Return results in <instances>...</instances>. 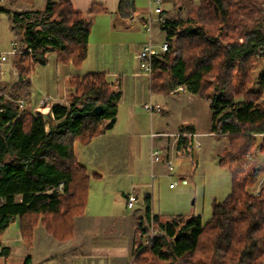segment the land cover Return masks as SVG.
Instances as JSON below:
<instances>
[{
  "label": "trees",
  "instance_id": "16d2710c",
  "mask_svg": "<svg viewBox=\"0 0 264 264\" xmlns=\"http://www.w3.org/2000/svg\"><path fill=\"white\" fill-rule=\"evenodd\" d=\"M127 2L120 0L119 8ZM107 11L99 2L77 10L71 0L11 11L22 44L13 55L18 79L9 95L0 84V237L15 217L29 242L40 223L60 241L74 235V219L84 213L91 178L97 175L78 160L74 144H89L113 125L118 95L106 72L94 71L68 78V103H52L53 116L20 111L8 96L18 98L20 89L29 87L36 65L46 64L51 52L58 62L80 67L94 16ZM33 12L47 17L30 21L26 17ZM161 25L168 49L153 58L151 90L169 95L184 84L209 103L212 133L228 138L219 164L230 170L232 189L223 202L213 203L206 223L177 216L173 224L152 212L148 195L130 264H264V188L256 195L248 191L264 173V161L257 156L244 167L257 145L264 148V0L192 1ZM99 104L103 110L96 114ZM185 129L176 142L182 156L194 145L184 134L193 130Z\"/></svg>",
  "mask_w": 264,
  "mask_h": 264
},
{
  "label": "crops",
  "instance_id": "0c3cea01",
  "mask_svg": "<svg viewBox=\"0 0 264 264\" xmlns=\"http://www.w3.org/2000/svg\"><path fill=\"white\" fill-rule=\"evenodd\" d=\"M49 1L57 0H0V15H7L15 31H18L13 23L11 11L42 9ZM119 1L71 0L74 8L81 11H85L93 2L107 5V12L94 16H114L112 25L108 23L107 29L104 30V34L107 32L106 37L99 41L92 40L97 28L92 29L88 55L80 67L60 64L56 73H51L49 68L44 72L37 71V83L32 81L31 74L29 87L22 88L25 96L19 97L26 98L27 109L33 112L34 108L40 105L41 97L46 94L54 98L53 103L67 104V80L71 75L82 76L101 70L106 72L119 99L115 121L89 144L76 141L74 150L78 160L87 167L89 173L97 174L91 178L90 193L93 184L100 192L114 191L116 198L122 199L125 211L121 215L115 213L119 212L113 209L117 199L92 197L89 208L74 219L73 237L64 241L56 239L40 223L35 227L33 239L29 242L22 237L19 218L15 217L0 237V264H78L79 260L80 264H130L135 253L137 219L145 215L146 197L150 195L151 204L153 201V194L145 190L150 186L146 179L153 181L154 178L164 175L167 169L165 160L179 155L176 142L182 128L192 129L196 136L201 132L214 135L211 131L212 109L204 98L187 89H173L169 95L152 92L150 76L142 71L136 56L140 45L147 40L145 22L149 0H128L124 10L119 8ZM192 1L198 0H161L162 7L169 17ZM135 15L139 17L144 31L139 25L131 26L128 22L125 23L126 21H123L122 25L116 23L117 17L130 16L132 20ZM129 28H134L133 33L137 36L133 41L122 39V34H127ZM152 30L153 39L161 43L166 41L160 23L153 24ZM17 37L21 43L12 45L11 50L22 44L19 33ZM131 42L136 44V47L130 50ZM11 55V65L17 73L13 66V54ZM49 57L50 53L46 56L47 61ZM36 70L35 68L34 71ZM44 76L48 78L45 91ZM9 79L1 78L0 84L5 85ZM10 91H5V94L9 95ZM146 103L153 104L154 110L145 109L143 105ZM175 103L178 109L175 108ZM49 109L45 107L44 114L48 113ZM173 109L179 115L178 118L176 114L173 116ZM202 127L205 128L200 129ZM153 146L165 151L159 162H153L151 159ZM105 179H109L111 183H105ZM131 191L136 192L137 203L141 201V206L132 213H126L134 208L127 204V194ZM101 208L108 210L102 211Z\"/></svg>",
  "mask_w": 264,
  "mask_h": 264
},
{
  "label": "rangeland",
  "instance_id": "374dc122",
  "mask_svg": "<svg viewBox=\"0 0 264 264\" xmlns=\"http://www.w3.org/2000/svg\"><path fill=\"white\" fill-rule=\"evenodd\" d=\"M110 1L112 2V0ZM155 7L156 5L150 6L148 3V7L146 8V15L148 16V13L150 11L152 13V16L156 18L157 12L155 11ZM168 8L171 9V7ZM98 14H102V13H98ZM46 17L47 14L45 12H37V14L35 15V20H44L46 19ZM113 20H114V16L111 14L103 15L102 17L96 16V18H94V20L92 21L93 23L91 26V30L97 28V30L94 32V35L92 36V40L99 41L100 39H104L107 34V32H105L104 34V30L107 29L108 23L112 25ZM115 20L116 23H118V25H122L123 21H126L125 23L128 22V25L131 26L139 25L141 30L144 31L141 26L140 19L137 15H135V18H133L132 20L130 16L125 18L117 17ZM156 22L157 21H155L154 24ZM133 32H134V28L132 29L129 28L127 34H122V39H125L127 41L135 40L137 36ZM17 36H18V31H15L7 15L1 14L0 15V49L1 50L0 51H2V49L11 50L12 49L11 47H13L12 45H14L15 43L17 44L18 42L21 43L20 39ZM146 37L148 40L147 31H146ZM153 38H154V33H153ZM153 41L157 44L161 43V41H157L156 39H153ZM142 44L138 48V51L140 50ZM134 47H136V44L131 42V44H129V49L131 50ZM90 53H92V50ZM11 56L12 55L9 54L6 63V73L2 78V79L10 78L9 81L7 82L5 81L6 91H10L11 85L14 83V81L18 79L17 77L18 74L14 72V69L12 68L11 65V59H12ZM60 64H65V63L58 62L56 53L51 52L50 57L46 64H42L43 65L42 67H37V66L35 67L37 70L32 73V81L37 83V77H36L37 71L43 70L44 72V70L49 68V70H51V73H56L57 68ZM66 64L70 66H74L71 63H66ZM262 64L263 63L261 62L257 66L255 72L256 74L261 71ZM47 79L48 78L44 76L43 83L46 81L43 85L44 91L46 88L45 85L47 83ZM22 91L23 89H20L19 91L20 96H25L24 91L23 92ZM175 108L178 109L176 103H175ZM175 112L176 111H174L173 109L172 112L173 116L176 114ZM176 115L178 118L179 115L178 114ZM104 124L105 123H103V126ZM204 128L205 127H202L200 129H204ZM189 133L186 134L189 135ZM196 138L197 141L200 142V145L198 146L197 143L194 142L193 150L191 154L187 156H182L180 154L175 156L172 159L173 161L172 169H170L167 166L166 167L167 169L165 170L166 173L164 175H160L154 178L153 181L150 178L146 179V181L150 183L149 184L150 186L145 188V190L150 191V193L153 194V201L151 206L153 212L159 214L162 218L166 219L167 221L169 220V222H172L173 224L176 223L177 216L178 217L183 216L186 218L196 216V217H200L203 223H206L208 220H210L212 216L213 203L223 202L232 189V175L230 170L228 168L220 166L219 164V153L228 145V138L226 136L222 138H217L214 135H209L204 132L199 133V135L196 136ZM256 147H259V145H257ZM256 147L252 151V153L254 154V158L258 156L260 159L264 161V148L260 150V148H256ZM168 168L170 170H168ZM161 171H163V169ZM263 175L264 173L260 174L257 182L248 188L249 193L253 194V192L258 186L264 187ZM182 176H185L187 183L181 182ZM175 181L176 184H174V186H171L170 184L174 183ZM104 182L107 184L111 183L109 182V179H105ZM90 188H91V181L89 186V195H88L86 210L89 208V205L93 200L92 197H96L97 199H104V198L108 200L117 199L115 201V206L113 207V209L119 212H115V213L121 215L125 211V206L122 199L120 197L116 198L114 191L108 190L107 192L104 191L100 192L97 190V188L94 187L93 184L92 191L90 193ZM140 206H141V201L139 203H136L134 208L130 211H127L126 213H132L135 210H138ZM101 209L102 211L108 210V208H101ZM145 225H147V222H145ZM142 242L146 244L145 236L142 238ZM78 264H80V260Z\"/></svg>",
  "mask_w": 264,
  "mask_h": 264
},
{
  "label": "built area",
  "instance_id": "2783aa9c",
  "mask_svg": "<svg viewBox=\"0 0 264 264\" xmlns=\"http://www.w3.org/2000/svg\"><path fill=\"white\" fill-rule=\"evenodd\" d=\"M149 5L150 6L156 5L155 11L157 12V17L154 18L152 16V13L149 11L148 16L146 18V22H145V27H146L145 29L148 33V40L142 44V46H141L140 50L137 52L136 56H137V59L139 61V66L142 69V71L144 73L148 74L149 76H151V72H152V68H153V58H154L155 54H157L158 52L166 51L168 49L167 41H163L160 44H157L153 41L152 27H153V24L155 21H157L160 24H165L167 22L169 16L164 11V9L162 7L161 0H149ZM36 14H37V12H33L30 16H28L26 18L30 21H35V15ZM26 51L31 52L32 51L31 47H28L26 49ZM18 52H20V51L17 48H14L13 50H10V51H0V79L3 78L5 73H6V63H7L9 54L14 55L15 53H18ZM175 90H186V86L184 84L178 85L177 87L174 88V91ZM8 97L10 98V100L14 101L18 105V108L20 111L27 110V100L25 97H18V98H13L10 96H8ZM52 103H53L52 97L50 95H44L40 99V105H38L37 107L34 108V112L45 113L44 108L49 107L50 109H49L48 113H51V115L53 116ZM144 108L147 110L153 111L154 105L151 103H146V104H144ZM0 110H1V108H0ZM104 123L107 124L108 120H105ZM189 135H192L194 137V140L196 141L197 145L199 146L200 142L199 141L197 142L196 134H194L192 132V133H189ZM260 150H262V149L260 148ZM164 152L165 151L162 148L153 146L151 149L152 161L153 162H159L160 160H162ZM252 158H254V154L250 153L247 157L246 162H245V166ZM165 161H166L167 166L170 169H172L173 168L172 167V164H173L172 159H166ZM181 182L187 183V180L185 178H182ZM174 184H176V181L174 183H171L170 185L174 186ZM263 188L264 187L258 186L255 189V191L253 192V194L254 195L259 194ZM137 201H138V196H137L135 191H131L127 194V204L129 207L135 206ZM149 227L151 228V238H152V235L154 234V231H155L154 224H153V214H152V218L149 222ZM148 242H149V240L146 239V244H144V245H147Z\"/></svg>",
  "mask_w": 264,
  "mask_h": 264
},
{
  "label": "water",
  "instance_id": "95a60500",
  "mask_svg": "<svg viewBox=\"0 0 264 264\" xmlns=\"http://www.w3.org/2000/svg\"><path fill=\"white\" fill-rule=\"evenodd\" d=\"M102 110H103V106L100 105V104L97 105V106H95V108H94V112H95L96 114H101Z\"/></svg>",
  "mask_w": 264,
  "mask_h": 264
}]
</instances>
